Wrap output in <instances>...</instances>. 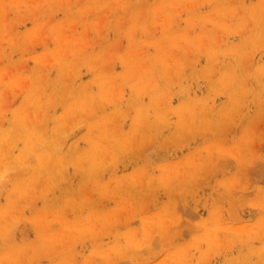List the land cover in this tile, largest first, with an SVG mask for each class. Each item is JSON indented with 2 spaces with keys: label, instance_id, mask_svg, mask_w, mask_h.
Here are the masks:
<instances>
[{
  "label": "clouds",
  "instance_id": "clouds-1",
  "mask_svg": "<svg viewBox=\"0 0 264 264\" xmlns=\"http://www.w3.org/2000/svg\"><path fill=\"white\" fill-rule=\"evenodd\" d=\"M0 264H264V0H0Z\"/></svg>",
  "mask_w": 264,
  "mask_h": 264
}]
</instances>
